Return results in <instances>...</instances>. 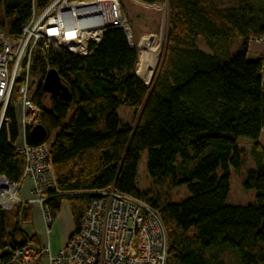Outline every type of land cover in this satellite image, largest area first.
Here are the masks:
<instances>
[{
  "label": "trees",
  "instance_id": "1",
  "mask_svg": "<svg viewBox=\"0 0 264 264\" xmlns=\"http://www.w3.org/2000/svg\"><path fill=\"white\" fill-rule=\"evenodd\" d=\"M51 1L0 0L9 20L8 35L18 38L33 8L40 12ZM134 2L146 8L168 2L166 39L151 83L138 75V49L121 28L107 31L87 55L49 48L34 56L32 72L40 76L35 99L41 107L36 124L47 129L43 142L50 143L57 184L47 193V205L56 220L63 200H68L77 227L92 197L88 191L112 185L160 210L169 232L170 260L227 264L216 255H205L219 245L221 250H237L241 264H264V147L259 142L264 128V58L247 59L250 40L264 35V0L226 9L214 0ZM237 37L243 39L242 46L223 58L226 40ZM199 38L213 54L199 47ZM49 69L59 73L68 96L43 89ZM15 100L14 93L0 126V174L20 182L25 160L15 148ZM121 106L138 111L135 124L121 127ZM29 132L27 128L26 142L39 144ZM240 138L253 141L258 166L248 172L244 189L258 195L256 203L231 205V169H240L246 158L245 149L238 146ZM145 150L150 176L159 183L170 178L173 186L186 185L188 198L164 204L138 189L137 169ZM192 162L196 165L187 170ZM33 209L24 203L0 210V264L14 262L17 248H42L40 236L25 229L33 223ZM42 258L39 253L35 262L42 263Z\"/></svg>",
  "mask_w": 264,
  "mask_h": 264
},
{
  "label": "built area",
  "instance_id": "2",
  "mask_svg": "<svg viewBox=\"0 0 264 264\" xmlns=\"http://www.w3.org/2000/svg\"><path fill=\"white\" fill-rule=\"evenodd\" d=\"M113 28L123 29L133 44L132 28L120 0H52L40 12L33 8L18 38L0 32V126L14 93L24 131L41 114L35 99L39 80L32 72L36 53L43 55L45 50L57 48L87 55ZM254 40L264 43V35ZM15 148L24 157V175L19 182L0 174V210L24 203L40 206L50 232L55 219L47 193L57 189L50 143L30 145L25 141ZM27 178L35 185L24 198L21 190ZM88 193L92 197L78 226L55 255L48 242L40 249L23 246L14 250V262L33 264L42 253L47 254V264H168V231L158 208L112 185Z\"/></svg>",
  "mask_w": 264,
  "mask_h": 264
},
{
  "label": "rangeland",
  "instance_id": "3",
  "mask_svg": "<svg viewBox=\"0 0 264 264\" xmlns=\"http://www.w3.org/2000/svg\"><path fill=\"white\" fill-rule=\"evenodd\" d=\"M218 7L221 9L239 7L242 5H247L252 0H214ZM122 8L128 18L131 28H132V45L136 46L138 49V56L140 52L139 41L145 34H150L155 36L156 42L160 46V54L156 62L155 68L153 69L151 78L149 82H146L145 78L138 75L147 83H151L156 67L159 63L163 45L166 39V33L168 28V2L158 5L156 8H146L137 6L134 0H120ZM9 20L5 15L4 9L0 6V32L8 34ZM199 47L207 52H211L208 44L202 39L198 40ZM240 48L236 49L234 54ZM222 50V48H221ZM218 51V50H217ZM35 77L40 81V76L34 74ZM47 105L49 102L47 101ZM16 118L20 119L22 116L21 107L15 105ZM117 113L121 118V127L125 124H135L138 118V111L134 107L121 106L118 108ZM24 134V128L20 125L19 128V139L22 138ZM56 132H53L51 138L55 136ZM238 146L245 149L246 158L245 163L240 169H231V187L228 196V204L231 205H248L256 203L258 192L255 190H245L244 180L247 174L251 170L257 169L256 160L252 154L253 141L248 138H240L238 141ZM192 152V151H191ZM180 159L178 161L179 178L182 175V167L180 164ZM196 165V162L187 164L186 169H192ZM157 180L152 178L148 171V150H145L141 154V159L137 169L136 184L139 190L143 192H151L154 198H160L161 202L166 203H178L190 196V192L186 185L173 186L172 180L168 178L165 182H156ZM34 214L36 216V210L34 209ZM14 224V221H13ZM67 225V222H66ZM12 222L10 228L12 227ZM25 229L27 232H33V225H26ZM67 231L65 224L61 223V220L55 221L51 226L50 232L45 235H40V240L42 246L44 245L45 238L51 241V251L55 255L59 249L63 246L65 242V232ZM169 236V232H168ZM9 248L5 250L8 251ZM206 257L210 258L214 255L217 258L224 260L227 264H241L239 254L235 249L221 250L219 245H215L210 249L205 250ZM47 254L43 255L42 263L47 264ZM169 264H178V262L169 259Z\"/></svg>",
  "mask_w": 264,
  "mask_h": 264
},
{
  "label": "crops",
  "instance_id": "4",
  "mask_svg": "<svg viewBox=\"0 0 264 264\" xmlns=\"http://www.w3.org/2000/svg\"><path fill=\"white\" fill-rule=\"evenodd\" d=\"M242 43H243V39L240 37L226 40V44L229 47L226 48L225 52H223V55L221 56L223 58L231 57L236 51V49L242 46ZM210 50L211 52L209 53L213 54L214 53L213 49H210ZM262 58H264V43L258 40H254V39L250 40L248 53H247V59L250 61H257ZM262 77H263V84H264V67L262 71ZM17 122L20 128V124H19L20 119H17ZM25 141H26V130L24 131L22 138L21 139L18 138V140L15 142V145H21ZM259 142L264 147V128L260 135ZM34 185H35V181L32 178H27L23 182L21 194L24 198L29 197L30 191L32 190ZM33 208L36 210V216H35L34 209H33V223H32L33 232L37 233L39 236L43 235V233L47 235L49 233L48 225L45 222L44 213H43L42 208L40 206H35V205H33ZM58 220H61V223L65 224V227L67 229V231L65 232V242H64L65 244L68 241L71 234L76 229L75 221H74V214L72 212L71 204L68 200H63L61 204V211L55 221H58ZM66 222H67V225H66ZM47 242L50 243V246H51V241L49 240V238L48 239L45 238L44 245Z\"/></svg>",
  "mask_w": 264,
  "mask_h": 264
},
{
  "label": "bare ground",
  "instance_id": "5",
  "mask_svg": "<svg viewBox=\"0 0 264 264\" xmlns=\"http://www.w3.org/2000/svg\"><path fill=\"white\" fill-rule=\"evenodd\" d=\"M140 52L136 66L137 73L149 82L160 54V46L153 35L145 34L139 41Z\"/></svg>",
  "mask_w": 264,
  "mask_h": 264
},
{
  "label": "water",
  "instance_id": "6",
  "mask_svg": "<svg viewBox=\"0 0 264 264\" xmlns=\"http://www.w3.org/2000/svg\"><path fill=\"white\" fill-rule=\"evenodd\" d=\"M42 86L43 89L48 94H55L59 92L65 94L66 96H68L69 94L67 87H65L59 73L55 69H49L46 72L42 82ZM29 135L33 142L41 143L47 138L48 132L45 126H43L40 123H37L30 129ZM6 264H18V263L11 262ZM33 264H41V263L35 262Z\"/></svg>",
  "mask_w": 264,
  "mask_h": 264
}]
</instances>
